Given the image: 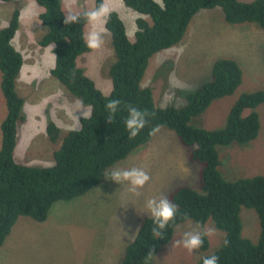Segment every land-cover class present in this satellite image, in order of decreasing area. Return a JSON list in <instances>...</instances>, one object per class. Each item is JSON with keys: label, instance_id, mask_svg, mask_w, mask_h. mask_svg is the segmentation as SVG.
<instances>
[{"label": "trees", "instance_id": "obj_1", "mask_svg": "<svg viewBox=\"0 0 264 264\" xmlns=\"http://www.w3.org/2000/svg\"><path fill=\"white\" fill-rule=\"evenodd\" d=\"M37 2L44 8L40 20L47 28L39 44L43 48L53 45L56 55L51 74L73 96L90 106L91 116L82 118L81 128L68 132L63 138L54 152V166L31 167L15 161L18 125L26 120L24 100L17 92L24 57L13 45L20 27V10L17 9L10 24L0 30L1 90L8 108L1 126L0 249L21 217L46 222L57 202L73 201L101 185L116 163L151 144L155 134L150 133L154 128L167 127L178 135L183 146L191 149L189 161L201 165L194 187H199V191L188 186L171 190L169 199L177 206V214L163 230L164 238L153 235L152 218L145 217L134 241L122 249V264H153L152 259L161 247L171 243L177 225L187 221L205 225L210 220L225 233L224 242L218 251L206 254L194 264H203V259L213 254L219 257V264H264V177L228 180L220 169L222 162L218 151V147L233 144L247 147L257 139L261 120L256 110L264 104V91L241 95L228 113L225 126L208 130L191 122L206 113L213 102L234 95L241 87L244 71L237 61H217L212 80L189 93L188 103L182 108L158 107L152 89L143 86L151 59L180 44L201 10L221 7L229 24L253 23L264 28V0H162V4L155 0H123L140 17L136 20L133 42L117 12L112 11L107 17L105 28L112 37L116 57L110 68L112 92L108 96L78 65L82 55L93 51L83 40L88 24L83 15L86 11L78 14V23L66 25L61 0ZM102 4L104 0H96L94 10ZM110 99L121 101L113 124L106 119L110 112L105 105ZM129 105L140 109L147 120L144 129L134 138H129L124 125ZM247 110L250 113L245 115ZM47 134L51 142L56 143L61 131L50 122ZM246 209L254 210L260 221L256 244L243 236L241 213ZM208 248L205 237L201 251L208 252Z\"/></svg>", "mask_w": 264, "mask_h": 264}, {"label": "rangeland", "instance_id": "obj_2", "mask_svg": "<svg viewBox=\"0 0 264 264\" xmlns=\"http://www.w3.org/2000/svg\"><path fill=\"white\" fill-rule=\"evenodd\" d=\"M155 1L162 4V0ZM61 2L66 14L77 15L93 10L96 5L95 0ZM104 4H107L108 14L95 25L96 31L103 32V44L82 55L78 65L108 96L112 92L110 68L116 57L112 37L105 28L107 17L110 12H117L133 42L140 14L127 7L123 0H104ZM17 9L20 10V27L13 45L25 60L17 81V92L24 100L23 116L26 120L18 125L14 158L17 161L25 156V166L47 168L55 164L53 153L59 149L67 133L81 128V113L89 106L69 93L51 74L56 55L53 45L44 49L39 44L47 28L40 20L44 8L37 0H0V30L10 24ZM92 30L93 26L87 24L85 32ZM220 59H233L241 65L243 84L234 95L213 102L206 113L194 118L191 124L208 130L221 129L241 95L264 91V28L253 23L229 24L221 7L201 10L193 18L180 44L151 59L143 86L152 89L158 107L182 108L188 103L189 93L212 80L214 65ZM1 81L0 71V149L1 126L8 114ZM256 111L260 115L261 128L255 141L247 147L237 144L218 147L222 162L220 169L228 180L264 177V104ZM249 113L247 110L245 115ZM50 122L61 130L56 143H52L47 134L46 123ZM65 123L67 126L63 125ZM27 141L33 143L32 151H28ZM190 153L191 149L181 144L174 131L167 127L158 128L151 144L115 167V170L137 167L147 172L150 180L140 190V196L129 192L128 184L119 185L106 178L82 197L57 202L44 223L21 217L0 249V264H122V249L134 241L141 221L150 216L145 207L146 200L161 195L169 198V192L177 186L192 189L197 186L201 165L189 161ZM195 190L199 191V187ZM241 216L243 236L256 244L261 231L257 213L246 209ZM60 219L65 222L60 223ZM197 226L214 230L213 235L206 237L208 252H202L200 248L189 254L182 246L172 247L175 240ZM224 238L225 233L218 230L212 220L205 225L187 221L177 225L171 243L162 246L152 262L194 264L200 257L218 251Z\"/></svg>", "mask_w": 264, "mask_h": 264}, {"label": "clouds", "instance_id": "obj_3", "mask_svg": "<svg viewBox=\"0 0 264 264\" xmlns=\"http://www.w3.org/2000/svg\"><path fill=\"white\" fill-rule=\"evenodd\" d=\"M108 11L109 10L107 4H102L97 9L86 11L83 14L88 24L93 26L92 31L86 32L83 35V40L86 46L90 49H93V51L95 49H99L103 44L102 34L95 30V25L99 23L104 17H106ZM79 20H80V16L77 14H73L71 12L64 16V23L66 25L76 24L79 22ZM120 104L121 101L119 99H110L106 103L105 107L110 112V115L106 118L109 124L114 123L113 117L115 116ZM83 110L84 111L81 113L83 118H89L91 116L90 106L89 108ZM146 123L147 120L145 114L140 109L129 105L128 116L124 120V125L129 133V138L136 137L140 133V131L144 129ZM156 131H158V128H154L152 130V133L150 134H155ZM42 153L43 152H40V154ZM131 156L129 155L127 159H129ZM53 157H54V153H53ZM25 161L27 160L24 156L20 160L17 159L16 162L20 165L21 164L27 165ZM120 162L116 163L109 170L107 175H105V179L108 178L109 180L115 181L119 185L126 183L129 186L128 188L129 192H131L135 196H140L142 194L140 190L143 189L150 180L149 175L142 168H137V167H133L130 169L115 170L116 165L119 166ZM145 207L147 209V214L151 216L153 221V229H152L153 235L160 239L164 238L163 230H165L167 226L170 224V222H172L175 219L177 214V206L166 195H161L159 197L148 198L145 202ZM213 234H214L213 229L197 226L196 229L185 232L181 239L175 240L172 247L182 246L185 250H187L189 254H192L203 246L205 237L211 236ZM225 243H227V241ZM203 264H219V257L216 256L215 254L211 256H207L203 259Z\"/></svg>", "mask_w": 264, "mask_h": 264}, {"label": "crops", "instance_id": "obj_4", "mask_svg": "<svg viewBox=\"0 0 264 264\" xmlns=\"http://www.w3.org/2000/svg\"><path fill=\"white\" fill-rule=\"evenodd\" d=\"M100 33H103V32H100ZM44 49H46V48H44ZM46 124H47V123H46ZM46 124H44V125H46ZM67 124H68V123H65V124H63V125H64V126H67ZM27 142L29 143L28 151H32L31 148H32V146H33V143L30 142V141H27ZM136 153H137V152L133 153L132 156H134Z\"/></svg>", "mask_w": 264, "mask_h": 264}]
</instances>
